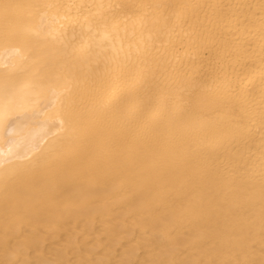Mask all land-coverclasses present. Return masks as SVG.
<instances>
[{"label":"bare ground","instance_id":"1","mask_svg":"<svg viewBox=\"0 0 264 264\" xmlns=\"http://www.w3.org/2000/svg\"><path fill=\"white\" fill-rule=\"evenodd\" d=\"M0 264H264V0H0Z\"/></svg>","mask_w":264,"mask_h":264},{"label":"rangeland","instance_id":"2","mask_svg":"<svg viewBox=\"0 0 264 264\" xmlns=\"http://www.w3.org/2000/svg\"><path fill=\"white\" fill-rule=\"evenodd\" d=\"M70 260H72V257H70Z\"/></svg>","mask_w":264,"mask_h":264}]
</instances>
